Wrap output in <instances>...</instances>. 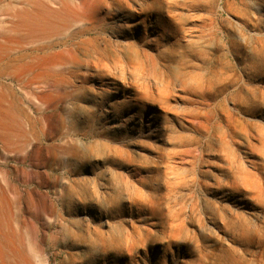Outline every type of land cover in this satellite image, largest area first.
Returning <instances> with one entry per match:
<instances>
[{"label":"rangeland","instance_id":"obj_1","mask_svg":"<svg viewBox=\"0 0 264 264\" xmlns=\"http://www.w3.org/2000/svg\"><path fill=\"white\" fill-rule=\"evenodd\" d=\"M257 2L123 0V13L88 34V57L78 53L88 64L73 69L90 72L87 81L61 89L19 82L0 65V264H264V242L216 228L234 213L230 198L242 197L229 188L241 181L238 169L264 185L259 127L220 144L216 99L186 76L199 71L201 53L213 71L240 72L231 42L258 33L241 20L259 12ZM38 47L41 56L57 51ZM193 116L211 121L208 130L194 132ZM249 121L264 130L258 117ZM190 136L198 139L191 157ZM219 151L229 160L236 152L234 163ZM216 181L225 194H209ZM242 194L249 206L240 211L264 236V204Z\"/></svg>","mask_w":264,"mask_h":264},{"label":"bare ground","instance_id":"obj_2","mask_svg":"<svg viewBox=\"0 0 264 264\" xmlns=\"http://www.w3.org/2000/svg\"><path fill=\"white\" fill-rule=\"evenodd\" d=\"M122 1L123 0H0V65H4L6 70L11 74H19L16 78L19 82L23 83L27 81V83L30 84L43 83L55 90L64 85L67 80L78 79L80 82L85 83L87 78H89V76L85 74L90 72H85V74L84 72L82 74L79 72L80 74H77L73 69L76 67L79 69L83 63L88 64V60L81 59L78 53L81 51L83 56L85 55V58L88 57L87 53L89 50L87 46L91 44L93 47L94 45H92V43L95 42L88 37V34L93 29H97V27L101 26L105 19L116 16V13H123ZM252 1L257 2V0ZM256 4H258L259 12L255 10L252 12V17L248 16V19L242 18L241 20L243 29L254 32L258 31V33L252 35L247 40L240 41L239 38L236 37L238 39L231 42V47L236 54L235 65L236 67L240 66V72H238L235 67L229 69L221 67L213 71L212 68L214 66L208 64V61H212L213 57L208 58L201 53L198 54L200 66L196 67L199 71H190L186 76H188L189 84L196 87L194 88L195 90L202 93L204 89L208 88L206 92L211 94L212 101L216 99L214 105L217 109L214 111L215 120L218 123L217 126L221 128L222 132L221 138L219 137L220 144L226 145V138L234 142L237 135L241 133L246 136H251V130H253L254 127L255 130H257L256 128L259 127V134H257V136L263 144L264 149V130L254 123V121H249L250 119L252 120V118L258 117L264 122V0H258ZM246 7L248 11H250L251 5L249 2L246 3ZM103 10L108 13L106 16L102 17L100 15ZM161 25L162 24H160V27H162ZM241 44L247 47L243 53H241ZM38 46L47 50H54L57 48V51H55L53 55L44 54L41 56L39 53H36L39 51ZM94 48L95 46L93 49ZM5 76L7 75L5 74ZM91 77L99 78L101 86L102 84H110L108 81H105L106 78L103 75H91ZM66 87H68V85ZM63 89H65L64 86ZM211 89H214V91H211ZM72 90L74 89H71V91ZM188 90L190 91V89ZM72 92H69L70 94L68 92L66 93L71 95L73 94ZM199 92L197 93L201 95ZM28 93L30 92L28 91ZM80 94L78 95L80 96ZM61 95H59L60 98ZM67 96L68 95L65 97ZM73 97L76 96H72V98ZM202 98L204 99L203 96ZM227 102L230 103L231 109L225 108L224 105ZM211 109L213 108L211 107ZM191 119L190 122L193 125L191 127L194 132L199 133L208 130L207 125L210 124L211 121L208 124L206 122L207 119H204L206 123L200 122L197 116H193ZM215 132L217 131L215 130ZM210 133L209 131V134ZM197 144L198 139L192 138L191 136L188 137L187 141L184 143V146L187 148L184 150L185 155L191 157L193 152L192 148L197 147ZM218 153L217 156L219 159L230 165L234 163L237 154L233 152L232 158L229 160L221 151ZM244 153L246 152L244 151ZM238 171L239 176H241V181H232L229 188L234 194H239L242 197L239 200H233L232 197L230 198V200H232L231 207H233L234 213L229 214L228 212V217H221L220 226L218 225L216 228L231 229V231L234 232L235 241L237 242H245L247 244L255 242L263 245L264 236L259 234L258 230L249 227L248 218L244 216L243 212L240 210L246 209L248 208L247 206H249L248 203H246V197L242 194V192H246L247 190L256 192L257 197H253V200L258 201L260 204H264V198H261L263 196L262 190H264V185L261 187L258 186V184L250 182V179L247 178V172H245L243 168L238 169ZM27 178H29V176ZM205 187L207 188V186ZM207 189L210 190V195L225 194L226 192L224 191L225 186L221 185L218 181H216L215 185ZM230 196H233V194H230ZM138 200L140 201V199ZM147 203L145 206H147ZM229 256H227L228 261L231 263L234 259L232 256ZM234 264H241V262L236 261Z\"/></svg>","mask_w":264,"mask_h":264}]
</instances>
